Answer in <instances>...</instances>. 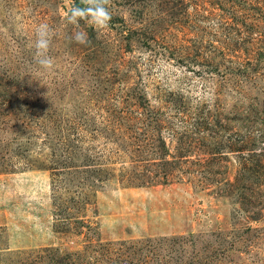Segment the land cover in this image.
<instances>
[{"label":"rangeland","instance_id":"374dc122","mask_svg":"<svg viewBox=\"0 0 264 264\" xmlns=\"http://www.w3.org/2000/svg\"><path fill=\"white\" fill-rule=\"evenodd\" d=\"M74 1L0 0V264H264V0Z\"/></svg>","mask_w":264,"mask_h":264},{"label":"clouds","instance_id":"9594fccd","mask_svg":"<svg viewBox=\"0 0 264 264\" xmlns=\"http://www.w3.org/2000/svg\"><path fill=\"white\" fill-rule=\"evenodd\" d=\"M46 30H48V25L47 24H40L37 27L36 32H37V34H40L42 32H45ZM74 39L77 42H79V43H84L85 42V39H84V37H83L82 34H77L74 37ZM36 47H37L38 51L39 50H45L48 47V41L47 40L40 39V40L37 41ZM38 62H39V64L41 66H44V67H49L52 64V60H51L50 57H47V58H44V59H40Z\"/></svg>","mask_w":264,"mask_h":264},{"label":"trees","instance_id":"16d2710c","mask_svg":"<svg viewBox=\"0 0 264 264\" xmlns=\"http://www.w3.org/2000/svg\"><path fill=\"white\" fill-rule=\"evenodd\" d=\"M75 8L79 11H85L87 5L84 3L83 0H75L74 1Z\"/></svg>","mask_w":264,"mask_h":264}]
</instances>
